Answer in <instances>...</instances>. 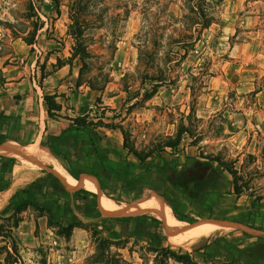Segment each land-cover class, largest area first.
<instances>
[{"label": "rangeland", "instance_id": "rangeland-1", "mask_svg": "<svg viewBox=\"0 0 264 264\" xmlns=\"http://www.w3.org/2000/svg\"><path fill=\"white\" fill-rule=\"evenodd\" d=\"M72 1L0 0V142L40 144L43 133L61 171L51 165L41 168L30 159L0 157V179L9 181V188L0 192V216L13 212L11 197L17 190L35 182L34 203L19 213L21 221L14 228L24 264H116L113 254L122 257V264H155L153 249L165 246L189 251L197 264H264V198L256 199L264 196V0H209L211 24L178 61L167 54L171 20L182 13V0H87L92 23L81 44L90 53L54 73L58 58L65 62L75 42L68 34ZM144 10L163 16L158 43L156 23L147 40L139 37ZM139 49L147 50L142 58ZM44 93L58 94L64 117L60 123L46 115ZM70 118L88 124L77 133L88 144L79 150L72 147L76 133ZM65 125L71 132L55 139L54 129ZM181 125L190 135L183 134L176 148L165 146L167 136ZM88 134L98 153L89 146ZM211 156L238 170L239 184L247 186L240 196L233 194V176L211 162ZM107 162L115 168H106ZM175 170L182 171V178L175 177ZM79 176L90 178L78 184ZM96 176L107 184V194L95 189ZM209 181L218 193L211 210L186 212L190 221L172 211L169 220L197 228L212 219L225 226L188 243L169 241L166 222L150 211L122 215L157 195L179 206L182 199L176 192L195 195ZM76 186L100 195L89 194L82 202L80 193H72ZM63 189L67 192L61 193ZM136 215L142 221L124 219ZM150 216L160 222L152 224ZM239 218L242 222L231 220ZM56 222L76 226L65 234ZM253 244L261 256L247 262L240 252ZM0 264H6L2 254ZM168 264L184 263L170 258Z\"/></svg>", "mask_w": 264, "mask_h": 264}, {"label": "trees", "instance_id": "trees-1", "mask_svg": "<svg viewBox=\"0 0 264 264\" xmlns=\"http://www.w3.org/2000/svg\"><path fill=\"white\" fill-rule=\"evenodd\" d=\"M209 0H182V13L176 14L173 19L171 20V33L169 35V42L171 47V52L167 54L169 60L178 61L180 58H183L184 54H182V50H184L185 54L188 52L192 46H194L196 40L199 38L200 32L202 29L208 27L213 17L209 13ZM88 1L87 0H73L72 3L69 5V18L72 21L68 25V34L73 37L75 40L74 44L72 45L71 55L67 57V60L63 62L60 58H58L59 66L61 67L64 64H71V61L81 55H87L88 52L86 47H83L81 44V40L83 38V31L86 26L90 25L92 21L88 17ZM144 24L143 30L140 33L139 37H143V40H147L149 38V34L151 33V26L156 23V39L158 43V39L161 41L163 38L162 29H164V20L163 16L158 13L150 14L148 11L144 10ZM150 16H153L158 21L153 22L150 20ZM160 31V32H159ZM29 44H32L33 41H29ZM174 46L177 48L174 49ZM174 49V50H173ZM141 55L139 54V58H142V54L147 52V50L139 49ZM82 57V56H81ZM42 79L45 77L44 73L41 75ZM40 86L42 83L39 84ZM194 93V92H193ZM58 94L56 93H44L43 94V101L46 105V115L48 117L54 118L55 116H61L59 113L62 110V104L57 101ZM193 112V109H192ZM75 123L74 131L76 134L73 135L76 138L77 133L79 130H82L80 126H88L86 123L80 122V118H70ZM89 124H96V122H88ZM107 126V124H104ZM71 132L70 128H66L61 131V133L57 136L56 139L63 138V136L67 133ZM188 133L190 135V130L184 125L179 126L176 134L174 136H167V142H165V146L170 148H176L181 141V137L183 134ZM87 140L89 146H91L94 153H98L97 145L91 135H87ZM1 143V142H0ZM41 144L44 146L49 147L53 152H55L54 147L51 144L46 143L43 138L41 139ZM59 153V152H58ZM134 155L140 160L144 161V157L140 155L138 152H133ZM2 156V155H0ZM5 157V156H2ZM66 157V156H65ZM7 159H13V157H5ZM211 162H217L219 166L223 169L227 170L232 176L233 180L231 181L232 184V191L233 194L238 197L240 196L246 189V184H239L240 176L238 174V170L233 165H228L224 160L221 159L220 156H211ZM165 164H168V161L165 160ZM178 180V179H176ZM180 180V179H179ZM0 181L2 182L0 186V191L5 190L9 186V181L1 178ZM213 181V180H212ZM211 182L209 181V184ZM34 184L35 182H30L27 186H24L17 190L11 197V201L13 203V212L8 216H0V254L4 255V261L6 264H24L22 256L19 251L18 241L16 235L14 234V228L18 226L21 218L18 216L19 213L24 210L29 204H33V192H34ZM77 190L85 195L82 197L84 201L87 200L86 194L90 193L92 196H98L95 192H91L86 190L81 186H76ZM215 192V186L211 188ZM180 190V189H179ZM196 190V189H194ZM186 193L188 199L191 202L197 203L199 202V206L201 208L211 207L209 205L210 201L207 200V192L208 190H204L202 192H196L195 195L187 193L186 191L182 190ZM209 193V192H208ZM264 198V196L258 195L256 197L257 200ZM96 206V200H93ZM171 208L173 210L174 215L180 220L190 221L188 214L181 213L178 209L171 204ZM212 209V208H211ZM51 210L49 211V213ZM125 220L131 221L133 219H137V222L141 220V216H126L124 217ZM152 220V224H157L160 222L155 216H150ZM232 221L242 222V219H231ZM53 221V216L50 213L49 222ZM142 221V220H141ZM57 223V222H56ZM58 226L61 227L62 231L65 234H69L71 229L76 226L74 222H71L67 226H62L61 224L57 223ZM249 227H253L252 224H248ZM260 229V228H257ZM153 235L156 238H160V235L157 234V230L153 232ZM155 252L154 261L155 264H168L170 258L176 259L178 261L183 262L184 264H197L193 259L191 253L189 251H184L181 253L182 248L179 246L177 250L172 249L170 246H165L162 248H154ZM262 250L259 247L253 245H248L241 250L240 253L246 255V261L249 262L250 260L261 256ZM106 260L107 255L109 253L106 252L105 254ZM96 258V256H95ZM112 260L116 264H122V257H116V254L112 256Z\"/></svg>", "mask_w": 264, "mask_h": 264}, {"label": "bare ground", "instance_id": "bare-ground-1", "mask_svg": "<svg viewBox=\"0 0 264 264\" xmlns=\"http://www.w3.org/2000/svg\"><path fill=\"white\" fill-rule=\"evenodd\" d=\"M0 148H4L0 150V154H7L9 152H12L11 150L7 148H13L16 151L15 153L12 154L14 157L22 159V160L24 159L34 160L36 164L39 165L41 168L47 165L52 166L54 164L53 165L54 167L52 169L56 170L57 173L61 172L59 170L58 165L55 164L53 158L43 149L36 148V147L20 149L19 144L15 141H7L4 144L0 145ZM60 177L63 180H66L68 178V176L65 174ZM109 201L114 206H117L114 199H109ZM113 210L114 212L118 213L115 209ZM140 211H150V213L152 212V214L154 213L155 215L161 217L166 222V226H167V230L169 234L168 236L169 241L177 243V244L186 242L189 238H192V237H199V236L210 234L225 226L224 222L210 221L196 228L194 225L189 224L185 221H178L174 219H173L174 221L173 220L171 221L169 220L171 219V217L168 214L172 213V209L167 203V201L165 200V198L161 195L155 196L154 200L146 199L142 204L138 205L135 210L127 212V213H123V214L124 215L136 214V213H139ZM182 245L183 244H181V246Z\"/></svg>", "mask_w": 264, "mask_h": 264}, {"label": "crops", "instance_id": "crops-1", "mask_svg": "<svg viewBox=\"0 0 264 264\" xmlns=\"http://www.w3.org/2000/svg\"><path fill=\"white\" fill-rule=\"evenodd\" d=\"M67 66V64H65V65H62L61 67H59L58 69H57V71L56 72H54V73H57V72H59V71H61L62 69H64L65 67ZM61 77V76H60ZM58 98H59V96H57V101H59L58 100ZM62 108H63V105H62ZM61 112H62V110L59 112L60 114H61ZM60 119H64V117H62V116H55L54 118H52V120H54L55 122H58V123H60ZM46 124H47V129L45 130V131H47V133H48V131H50V127H49V121H47L46 122ZM66 125L65 126H59V130H57V129H54V132L52 133V135H53V137L56 139L57 138V136H58V134L59 133H61V131L62 130H64V129H66ZM57 130V131H56ZM81 130H79V132H80ZM39 136V135H38ZM42 137H43V133L42 134H40V139H42ZM38 138V140H39V137H37ZM8 141H15V142H17L18 144H19V148L20 149H23V148H30V147H36V148H40V149H43L44 151H46L52 158H53V160H54V162L56 163V162H58L57 161V159H56V157L45 147V146H41L40 144H41V142H39L40 144H35V143H38V142H30V141H19V140H16V139H9ZM5 142H7V141H3V142H1L0 143V145H2V144H4ZM73 145H72V147H76V149H80L84 144H87L86 143V140H84V138L81 136V138H77V136H76V138H74L73 139ZM88 145V144H87ZM2 149H4V148H0V150H2ZM7 149H9V150H11L12 152H9V153H7V154H0V155H2V156H5V157H14L12 154L13 153H15L16 151L13 149V148H7ZM113 154L111 153V152H108V156L110 157V156H112ZM178 155V154H177ZM2 156H0V157H2ZM108 159H111V158H108ZM119 159H120V161H121V159H122V157L120 156L119 157ZM182 160V159H181ZM110 161V160H109ZM54 165V164H53ZM52 165V167H54ZM120 165H121V163H120ZM120 165H118L119 166V168H121V167H123V166H120ZM117 166V167H118ZM174 165H172V167H173ZM180 166V165H179ZM106 168H108L109 170H111V169H113V168H115V165H113L112 163H110V162H107V165L105 166ZM175 167V166H174ZM109 170H107V172L109 171ZM120 172H122V170H119ZM180 174L182 175L183 173H182V171L181 170H175V177L177 178V177H181L180 176ZM179 175V176H178ZM82 176V175H81ZM97 177V176H96ZM83 178H84V176H83ZM83 178L82 177H78V178H75V180L78 182V184H80V182H84V183H87L88 181L86 180V179H88V178H90V177H86V178H84V180H83ZM98 178V180L99 181H94L96 184H97V187L95 188V189H97V190H99V191H102L104 194H107V184L106 183H104L99 177H97ZM182 178V177H181ZM91 180V179H90ZM22 187H24V186H22ZM21 187V188H22ZM82 187V186H81ZM9 187H7L5 190H7ZM84 188V187H83ZM211 188H213L212 186H211V183L210 184H206V189L208 190V192L206 193L207 194V200L208 201H210V203H209V205H211V207H208V210H211V208H213V206H215V200H216V198H217V195H218V193H215V192H211V191H213ZM216 188V187H215ZM86 190H88L87 188H85ZM217 189V188H216ZM5 190H3V191H5ZM88 191H90V190H88ZM93 191H94V189H93ZM93 191H91V192H93ZM1 192V191H0ZM67 192V190H62V192L61 193H66ZM95 192V191H94ZM73 193V195L74 194H78V193H80L81 194V196H80V198H81V201L82 202H84V200L82 199V197L85 195L84 193H81L80 191H79V189L78 190H76V191H74V192H72ZM97 195H100L99 193L100 192H95ZM178 193V194H177ZM180 193H182V194H180ZM89 194L90 193H88V194H86V196L88 197L89 196ZM183 192H181V191H179V192H176V197H178V198H180V199H182V202H181V204L178 206H176V208L178 209V211L179 212H183V213H186V212H188V211H195V210H197V208H199L200 206H199V202H197V203H194V202H191L190 201V199H188L187 197H185V196H183ZM178 195H180V196H178ZM230 195H232V194H230ZM235 196V195H234ZM108 197V196H107ZM176 197H174V199L176 198ZM236 197V196H235ZM109 198V197H108ZM109 199H111V198H109ZM104 201H105V199H104ZM169 202V201H168ZM76 204H78L79 203V201H77V202H75ZM105 204H106V206H108L113 212H114V210H113V207L111 206V205H109L106 201H105ZM169 204V206L171 207V203L169 202L168 203ZM78 206V205H77ZM106 207H104L103 206V211L106 213V214H108L109 215V213L110 212H107L106 210H104ZM172 209V208H171ZM173 211V210H172ZM116 213V212H115ZM116 214H119V213H116ZM122 215H124V214H122ZM128 215V214H127ZM101 216H104V215H102L101 214ZM106 217V216H105ZM106 221V220H105Z\"/></svg>", "mask_w": 264, "mask_h": 264}, {"label": "water", "instance_id": "water-1", "mask_svg": "<svg viewBox=\"0 0 264 264\" xmlns=\"http://www.w3.org/2000/svg\"><path fill=\"white\" fill-rule=\"evenodd\" d=\"M212 219H207V221H211ZM212 221H217V220H212Z\"/></svg>", "mask_w": 264, "mask_h": 264}]
</instances>
